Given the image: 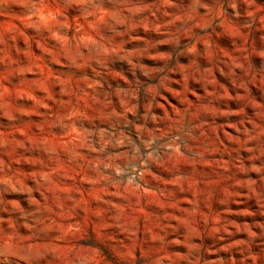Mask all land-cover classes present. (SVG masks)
<instances>
[{
	"label": "rangeland",
	"instance_id": "rangeland-1",
	"mask_svg": "<svg viewBox=\"0 0 264 264\" xmlns=\"http://www.w3.org/2000/svg\"><path fill=\"white\" fill-rule=\"evenodd\" d=\"M0 264H264V0H0Z\"/></svg>",
	"mask_w": 264,
	"mask_h": 264
}]
</instances>
